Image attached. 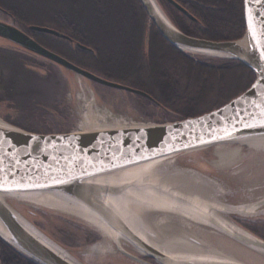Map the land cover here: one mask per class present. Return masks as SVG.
<instances>
[{"label":"water","instance_id":"1","mask_svg":"<svg viewBox=\"0 0 264 264\" xmlns=\"http://www.w3.org/2000/svg\"><path fill=\"white\" fill-rule=\"evenodd\" d=\"M140 1L150 20L171 44L183 52L239 60L254 72L253 83L219 107L173 121L106 123L81 131L45 133L0 119V237L41 264H87L41 230L10 199L40 201L88 218L109 236H116L113 242L119 256L139 263L257 264V258H264V238L232 215L264 217V210H258L264 209L261 208L264 196L244 202L239 205L243 207L240 209L219 198L225 194L222 184L214 183L217 187L208 195L197 191L195 183L186 184L181 178L191 170L196 179H205L209 184L213 181L209 174L193 168L182 170L171 163L178 155L213 145L264 144V0H243L245 32L241 37L225 40L189 34L170 18L159 0ZM168 1L196 20L177 0ZM29 27L75 41L55 28L36 24ZM0 37L83 77L158 102L143 89L111 81L77 65L15 23L0 20ZM77 43L93 51L90 46ZM168 164L174 167L172 174L166 173ZM159 195L165 197L168 206L157 205ZM33 198H42V201H33ZM55 199L82 212L61 207ZM141 205L147 208L138 211ZM155 211L168 214V218L159 216L158 224L159 221L170 223L173 219L175 224H180L189 219L231 237L250 256L237 257L195 236L189 238L193 242L190 247L176 243L172 236H167L171 238L169 241L156 229L158 224L151 216ZM149 230L157 233L154 232V239L147 233ZM168 242H173L172 247ZM203 245L210 250L202 249Z\"/></svg>","mask_w":264,"mask_h":264},{"label":"rangeland","instance_id":"2","mask_svg":"<svg viewBox=\"0 0 264 264\" xmlns=\"http://www.w3.org/2000/svg\"><path fill=\"white\" fill-rule=\"evenodd\" d=\"M128 1L131 0H111V3L112 6L122 9ZM159 1L166 13L174 20L175 17L172 13L174 10L164 0ZM26 3L32 4L33 0H27ZM83 5L85 6L84 9H79L78 12L75 10L77 13L76 20L82 19L85 30L94 38L106 35L108 26H101V23V27L97 25L98 20L92 16L91 4L88 8L86 3H83ZM58 12H60V7L55 1L40 0L39 8L27 21L28 27L36 24L71 33V31L62 27L56 17L51 16V14ZM0 20L20 25L3 9H0ZM35 38L49 49L95 74L133 88L142 87L140 82L142 74L137 72L136 58L126 68L124 66L120 67V65L115 66L120 69V71H117L108 68L106 62L102 63L101 59L92 53L78 50L79 53L76 54L72 47L65 46L64 42L57 40L58 38H47L44 35ZM88 40L93 46H98V41ZM89 43L87 45H90ZM0 45L6 49L14 50L18 56H21L20 60L0 57V116L9 121L13 120L14 123L27 129L44 132L84 129L82 123L85 122L87 116L88 103L95 102L99 106H106L113 112L114 116L122 117L123 123L143 120L152 122L173 121V119L175 120L182 115L178 111L166 110L165 107L156 102L152 104L150 99L136 95L133 92L99 84L40 55L39 63L32 62V65H30L31 62L27 58L34 60L35 53L26 51L2 37H0ZM192 54L195 55V58L204 60L209 65L214 64L215 60L217 61L215 63L224 64L225 59H227L213 58V56L204 54ZM188 63L192 68V61L189 60ZM197 66L199 69L206 67L202 64H197ZM240 75L242 78L246 77L245 74ZM241 85V79L229 83L228 87L222 89L223 94L220 95V99L222 96L239 94L242 89L237 93L236 90ZM167 162H170V160H167ZM171 164L182 168V170L193 168L203 173L212 174L224 184L222 186L225 194L219 195L218 193L217 195L226 203H231V205L239 206L244 202L255 201L264 196V144L227 143L213 145L178 155ZM172 165H167L168 172L166 173L171 172L172 174V170H174ZM195 176L190 170L185 175H181V178L184 179L186 184L195 183L197 191L211 195L213 193L212 188L217 186L211 182L209 184L204 183L203 186L201 182L196 180ZM247 197L248 200L243 201ZM10 202L15 208L28 215L41 230L87 264H97L95 256L101 252H108L109 255L118 254L109 234L102 227L80 214L40 201L10 199ZM258 210L263 212L264 209ZM151 216L157 224L159 216L168 218V214L158 211L153 212ZM232 216L238 219L236 214ZM245 216L247 215H242L241 218ZM174 221V219L170 223L159 221L156 229L166 237L172 236L179 244L186 245L188 241L190 242V236H195L206 240L207 244L237 257L240 255L249 258L250 256L246 248L231 237L216 232L205 225L192 222L189 219L180 224H175ZM94 234L99 236L102 234V238L100 237L101 239L95 243L86 244V238L92 237ZM124 246L129 248L127 245ZM263 259L259 257L255 262L259 264V262L264 261ZM111 263L124 264L112 258H107L100 264Z\"/></svg>","mask_w":264,"mask_h":264},{"label":"trees","instance_id":"3","mask_svg":"<svg viewBox=\"0 0 264 264\" xmlns=\"http://www.w3.org/2000/svg\"><path fill=\"white\" fill-rule=\"evenodd\" d=\"M26 1L0 0V9L8 12L20 23L19 26L35 36L58 38L57 40L64 42L65 46L72 47L76 54L79 51L94 54L102 63L106 62L110 69L120 71L115 66L126 68L136 58L137 72L142 74L140 77L142 87L139 88L149 92L157 99L156 103L166 110L181 112L182 115L177 119L199 115L233 98L234 95H230L222 96L220 99L222 89L229 83L237 81L239 75L235 72L236 64L246 66L239 60L229 58L225 59L224 64L215 63L217 62L215 59H218L215 58L214 64L209 65L206 61L195 58L192 53L178 49L164 38L156 24L150 20L140 0L128 1L122 9L112 6L111 0H56L60 12L51 16L56 17L62 27L71 31L66 34L75 40L73 42L51 33L30 29L27 21L39 8L40 0H33L32 4H27ZM164 1L174 10L172 13L175 23L189 34L225 40L241 37L245 32L243 0H177L196 17V20L188 17L168 0ZM83 3L87 4V8L91 4L92 16L98 20L97 25L100 26L101 23V26H108L106 35L94 38L85 30L83 20H76L75 10L78 12L79 9H84ZM147 28H149L148 51ZM88 39L98 41V46L90 44ZM77 42L85 45L89 43L87 46L93 51L81 48ZM189 60L192 61V68L188 65ZM197 64L206 67L199 69ZM246 67L252 73L251 79L255 78L254 72ZM151 102L153 104V101ZM238 221L264 238V217L238 218ZM100 237L94 234L86 244L96 242ZM0 264L41 263L0 237Z\"/></svg>","mask_w":264,"mask_h":264},{"label":"bare ground","instance_id":"4","mask_svg":"<svg viewBox=\"0 0 264 264\" xmlns=\"http://www.w3.org/2000/svg\"><path fill=\"white\" fill-rule=\"evenodd\" d=\"M53 1H56V0H53ZM203 54L204 55H208V56H213L212 54H206V53H203ZM214 57H216V56H213V58ZM97 83H99V82H97ZM99 84H101V83H99ZM92 95H93V93H92ZM88 104L89 105H88L87 116L85 118V122L82 123L83 124L82 128H84V129H80V130H69V131H47V133H49V132H74V131H81V130H86V129H89V128H93V127L99 126L101 124L110 123V121H111V123H119V124H121V123L124 122V120L122 119V117H119L118 118V117L114 116L113 115V112L111 110H109L106 106H104V105L99 106L98 103H96V102L95 103H88ZM0 119L6 120L7 122L12 123L14 125L20 126V125L14 123L13 121H9V120L5 119L4 117L2 118V116H0ZM20 127H22V126H20ZM148 173H150V171ZM209 175H210V177L213 180V181L210 180L211 183H213V184L214 183H216V184L218 183V184L224 185L217 178H215L212 174H209ZM196 180L199 181V182H201L202 184L206 183L205 182L206 181L205 179H200L199 180V178H197ZM212 189H214V187ZM218 189H221V188L218 187ZM40 199L42 201V198H33L32 200L33 201H35V200L37 201V200H40ZM157 199L159 200L158 203H157V205H160V206H168L169 205V203L165 201V197L164 196L159 195L157 197ZM55 203L57 205L61 206V207L69 208V209L75 210V211L80 212V213L82 212L80 209H77L75 206H73V205H71L69 203L66 204L64 201H60L59 199H55ZM145 205L144 206L141 205L139 208H137L138 211L145 210L147 208ZM239 208L242 209L243 207L239 206ZM84 215H86V214H84ZM154 232L152 230H149L147 232V233L153 235V237H151V239H154L155 238V233L156 232L155 233ZM110 237L113 240V238H115L116 236H110ZM157 238L159 239V237H157ZM168 240L171 241V238H168ZM187 243L189 244V247H190V246H192L191 244L193 242L190 243L188 241ZM188 244H186V245H188ZM172 245H173V242H168V246L172 247ZM202 249L210 250V248H208L207 246L205 247L204 245L202 246ZM106 259L107 258H104V260H106ZM95 260L98 261V262L104 261V260H101L100 258H95Z\"/></svg>","mask_w":264,"mask_h":264},{"label":"flooded vegetation","instance_id":"5","mask_svg":"<svg viewBox=\"0 0 264 264\" xmlns=\"http://www.w3.org/2000/svg\"><path fill=\"white\" fill-rule=\"evenodd\" d=\"M33 37H36L34 34H32L30 31H28ZM41 43V42H40ZM17 46H19V45H17ZM20 48H23V47H21V46H19ZM23 49H25V48H23ZM26 50V49H25ZM26 51H28V50H26ZM41 56V55H40ZM39 55H37V54H35V59L33 60H31V59H29V58H27V60H30V65H32V62H35V64H38L39 63V58H41ZM0 57H3V58H17V59H21V56H18L16 53H15V51L14 50H9V49H6L5 47H3V46H1L0 45ZM232 66H234V65H232ZM235 68H236V74H239V76H238V79L240 80L241 79V81H242V85L240 86V88L239 89H237L236 90V93L239 91V90H241L239 93H241V92H243L246 88H244V87H248L251 83H252V79H251V71L246 67V66H243V65H239V64H236L235 66H234ZM240 74H245L246 75V77H241V75ZM228 87V86H227ZM112 88V87H111ZM117 89V88H116ZM120 90V89H119ZM227 90V89H226ZM238 95V94H237ZM13 121V120H12ZM88 235V234H87ZM93 237V236H92ZM92 237H87L86 239L87 240H89V239H91ZM132 251H134L135 253H137L135 250H132ZM110 253H108V252H101V253H98V254H96V258H100L101 260H104V258H112V259H114L115 261H119V262H123L124 264H135L136 262L134 261V260H132V259H130L129 257H126V256H122V255H120L119 256V254H111V255H109ZM142 257L143 258H145V259H147V260H149V261H152V262H155V260L153 259V258H151V257H148V256H143L142 255ZM113 261V260H112ZM98 262V261H97ZM99 263H102V262H99ZM111 264H113V263H111ZM137 264H143V263H139V262H137Z\"/></svg>","mask_w":264,"mask_h":264}]
</instances>
